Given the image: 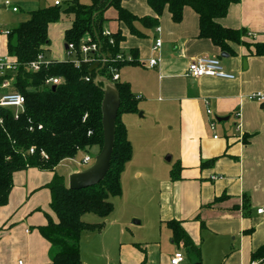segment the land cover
I'll use <instances>...</instances> for the list:
<instances>
[{"label":"crops","instance_id":"0c3cea01","mask_svg":"<svg viewBox=\"0 0 264 264\" xmlns=\"http://www.w3.org/2000/svg\"><path fill=\"white\" fill-rule=\"evenodd\" d=\"M8 1L17 12L0 6V57L8 56L7 31L24 21L19 13L27 17L31 11L54 5L56 0ZM121 4L137 17L154 15L144 1L121 0ZM217 23L246 32L242 38L245 46H232L235 55H227V59L220 58V49L210 40L198 38V17L188 8L179 24L173 23L164 9L158 35L153 29L145 31L142 39L129 35L131 40H127L124 36L123 53L130 55L129 50H137V65L122 67L118 82L129 85L137 110L122 114L119 120L127 129L132 150L147 154L158 142L163 154L171 155L173 165L167 171L162 169L164 175L158 176L150 164L144 169L145 176L140 173L139 180L131 185L135 188L127 197L131 206L138 209L151 206L148 214L132 213L124 217L117 216L114 210L105 219L102 232L82 235L83 264H170L176 252L184 255L181 264H190L182 245L172 243L171 232L165 225L168 221L181 223L199 249L200 264L259 261H252L251 257L264 246V103L250 101L247 96L264 95V56L254 55V45L264 43V0H240ZM112 24L109 27L108 23L104 29L115 30L117 26ZM51 25L48 40H52L50 49L54 56L57 48L53 44L58 37L50 30ZM69 28L70 25L63 32ZM157 36L162 46L153 53ZM202 56L218 58L234 79L187 78L190 62ZM153 57L159 60L157 67L144 66ZM205 102L212 116H206ZM223 118L228 121L217 122ZM178 164L180 180L171 181L170 172ZM13 177L12 190L23 187L29 197L19 213L22 220L19 225L11 224L13 210L0 212V264L50 263L49 244L39 232L31 231L46 224L45 215L56 221L49 208L50 193L43 188L52 173L27 169ZM45 191L49 196L45 203L48 214L37 208V195ZM257 210L262 213L257 214ZM144 216L151 229L143 227ZM134 219L141 221H137L138 225L131 224L143 228L133 229L139 236L126 237L122 229Z\"/></svg>","mask_w":264,"mask_h":264},{"label":"trees","instance_id":"16d2710c","mask_svg":"<svg viewBox=\"0 0 264 264\" xmlns=\"http://www.w3.org/2000/svg\"><path fill=\"white\" fill-rule=\"evenodd\" d=\"M154 13L152 17H137L124 9L121 0H91L90 5L74 0L64 6H48L29 13V19L6 33L7 55L16 61L14 88L24 98V110L15 120L13 108H0V206L7 204L13 187V176L27 169H39L52 173L51 180L43 187L50 193L49 208L55 216L48 215L46 224L38 227L41 237L49 244L50 263L83 264L80 256V240L84 233H100L105 219L113 212L110 199L121 196V175L124 165L131 158V144L127 129L120 122L122 114L135 113L137 102L126 83H114L119 95L120 106L115 122L114 146L109 171L103 181L84 190H70L62 175L55 168L65 160L74 159L79 152L103 144L101 126V103L103 83L98 78L106 77V68L90 70L92 66L75 68L71 63L55 62L42 66L36 73L28 72L26 66L44 55L49 46L48 27L58 23L61 15L71 18L70 28L64 32V43L78 42L89 35L102 52L115 57L123 53L125 37L118 26L126 29L131 37L145 38V31L158 27L159 19L167 9L173 23L179 24L186 8L198 17V38L210 40L222 54L235 55L232 46L245 43L243 30L220 26L217 21L226 17L231 5L240 0H140ZM113 10L114 19L106 14ZM111 21L117 26L108 38L101 33ZM112 40V44L109 43ZM256 56H264V43L255 44ZM132 62L112 64L120 70L125 66L137 65V50H129ZM48 78H60L61 84L44 87ZM85 78L89 81L86 82ZM85 122H82L84 116ZM41 126V129L37 128ZM32 128V131L29 129ZM88 133H91L88 135ZM33 148L34 153L28 152ZM43 152L47 160L41 156ZM206 165V164H205ZM204 165V166H205ZM180 164L171 170V181L180 180ZM94 215L99 223H85L82 217ZM171 232L172 243L180 244L188 258L200 262L199 249L181 228V223H165ZM264 264V246L251 257Z\"/></svg>","mask_w":264,"mask_h":264},{"label":"built area","instance_id":"2783aa9c","mask_svg":"<svg viewBox=\"0 0 264 264\" xmlns=\"http://www.w3.org/2000/svg\"><path fill=\"white\" fill-rule=\"evenodd\" d=\"M55 6H59V0L54 1ZM0 6L8 7L12 12H17V8L10 7V3L8 0H0ZM154 31L158 35L159 29L155 28ZM102 37L108 38L110 36V31L103 29L101 33ZM251 36V34H248ZM109 43L112 44V40H109ZM66 46V57L68 60L64 61L67 63H71L75 68H79L81 65H96V68H106V74L109 75V82L114 84L119 81V70L112 67V64H116L118 62L126 63L132 62V58L130 55H125L124 53L118 54L115 57H111L108 54L102 52L100 46L91 39L89 35H84L83 38L78 42V45L74 43H68ZM162 46V42L160 37L154 38V43L152 46V52L157 53ZM52 62H44L43 55H39L37 60L31 62L25 68L28 72L36 73L40 70L42 66H47ZM159 60L156 58H150L147 61V64L144 65L149 69H154L157 67ZM17 64L13 58L8 56L0 57V108H13L15 110V120L20 112L24 110V98L21 94L17 93L13 84H14V75L16 72ZM186 77L191 79H199L203 77L216 78L220 80H228L231 81L234 79V76L230 73H227L222 67L220 60L215 57H207L202 56L194 59L188 65V69L186 72ZM103 79H106L103 76ZM85 81L88 82L89 79L85 78ZM61 84L60 78H48L44 81V87H56ZM3 93V94H1ZM247 99L250 101L264 103V95L261 93H252L247 96ZM205 113L206 116H212L210 109L208 108V103L205 102ZM87 116L85 115L82 119V122H85ZM215 126V120L210 123V128L213 129ZM41 129V126L37 128ZM32 131V128L29 129ZM91 133H88L90 135ZM30 155L34 153V149L31 148L28 152ZM41 156L47 160V156L41 152ZM91 156L85 154L82 157L81 165H86L91 163ZM69 161L76 162L75 158ZM215 179V178H212ZM1 207V206H0ZM257 214H261L262 210H257ZM185 258L181 252H176L172 258L170 259V264H181L184 262ZM261 260L258 262H254L253 264H260ZM18 264H22L18 262ZM262 264V263H261Z\"/></svg>","mask_w":264,"mask_h":264},{"label":"rangeland","instance_id":"374dc122","mask_svg":"<svg viewBox=\"0 0 264 264\" xmlns=\"http://www.w3.org/2000/svg\"><path fill=\"white\" fill-rule=\"evenodd\" d=\"M74 0H60L61 2V6H64L66 3L71 2ZM78 1L79 4L82 5H90L91 4V0H76ZM23 12L19 13V16L21 15V18L24 19V21H27L29 19V16L26 17V15H23ZM26 17V18H25ZM107 17L109 19H114L115 18V14L113 10H109L107 13ZM23 21V22H24ZM114 23L113 21H111L109 23V27L113 26ZM71 25V18L66 17L64 15H61L60 20L58 21V23L52 24L51 26V31L53 32L54 36L58 37L57 43H54L53 46H55L57 48V53H55L54 56H52V53H54L52 51L51 46H52V40L50 41L49 38V46L47 47V50L44 52L43 55V61L44 62H53V61H57V62H64L66 60H68V58L66 57V50L64 48L65 43H64V39H63V31L67 28V26ZM108 26H105L106 28H108ZM122 33L123 35L127 38V40H131L129 39V34L126 31L125 28L121 27ZM132 38V37H131ZM119 76L121 77V73L119 72ZM141 112H139V114L137 115L139 117ZM158 142H154V146H152V148L149 150L150 152H148L147 154H142V151L137 150L136 148H133V150H131V158L130 160L124 165L123 168V172L121 175V196L117 197V198H113L110 199L111 203L113 204V214L116 212L117 216H128L129 214L132 213H137L143 216V213L148 214V212L150 211L149 209L151 208V206H148L147 208L145 206H142L141 208H139L141 211H139L138 208L134 206H131L130 204V198H127L128 196L132 195L130 191L134 192L135 188H132L131 185L134 184V182H136V180L138 178V175H142V177L145 176L144 174V169L148 168L150 166V164L152 165L153 169H155L156 171V175L160 176V175H164V170L165 171L168 170V168L170 169L171 166L173 165V162L171 161H167V157L171 155L169 154H163L162 151V147H158L157 145ZM102 147L99 146H95V147H91L87 150V152L83 153V152H79L77 154V156L75 157L76 162L73 161H69V160H65L62 163H60L56 168H55V172L58 175H62L65 178L66 181V187H68V178L71 174H73L75 171H83L89 167L92 166L93 161H94V157L96 155L99 154L100 150ZM132 148V146H131ZM146 153V152H145ZM87 154L90 155L92 160L91 163L86 164V165H81V160L82 157ZM71 160V159H70ZM154 175V174H153ZM14 178V177H13ZM63 178V179H64ZM22 188V189H21ZM12 196V197H11ZM47 192H40L37 195V198L39 199L37 201V208L41 209V211L43 213L48 214V210H47ZM11 197V202H7L8 204H6L3 207H0V212L1 210H13L10 218H11V224H13L14 226L19 225L20 223H22V220L20 219V215L19 213L22 212L24 209L22 208V206L26 203L29 195H26L24 188L20 187V189H18V187H14V189L12 190V193L10 195ZM9 197V200H10ZM123 198L122 200H118V198ZM49 198V196H48ZM125 202L126 203H122L121 205H118L120 202ZM13 202V203H12ZM45 205V206H44ZM115 207V209H114ZM115 210V212H114ZM9 219V218H8ZM110 219V218H109ZM144 225L143 227L147 228L150 226H148V222L144 216ZM100 219L97 218L94 215L88 214L82 217V221L85 223H99ZM134 221H141L138 219H134ZM133 222V220H130V222H128V225L123 227V232H125V236L131 238L132 236H139L138 234L135 235V232H138L140 229H142L143 227H139V226H135L132 225L131 223ZM33 226H37V225H33ZM138 230V231H134ZM37 228L32 229L31 232H38ZM133 232V235H131V233ZM150 232V230H149ZM157 232V230H156ZM161 232H163L161 230ZM146 233V232H145ZM144 233V235H145Z\"/></svg>","mask_w":264,"mask_h":264},{"label":"water","instance_id":"95a60500","mask_svg":"<svg viewBox=\"0 0 264 264\" xmlns=\"http://www.w3.org/2000/svg\"><path fill=\"white\" fill-rule=\"evenodd\" d=\"M66 49V46H64ZM221 59H227L226 54L220 55ZM96 65H93L90 70L95 69ZM98 81L103 83V99L101 103V126L103 133V144L98 155L94 157V161L91 167L71 174L68 178V189L70 190H84L99 184L105 178L109 171L111 156L114 146L115 136V122L117 113L120 106L119 95L114 84L109 81L98 78ZM54 89V87H52ZM264 108V105L262 106ZM141 116V115H139ZM228 118L218 119L217 122H227ZM167 161H170V157H167ZM132 224H137V221H133ZM190 264H200V262L189 259Z\"/></svg>","mask_w":264,"mask_h":264}]
</instances>
